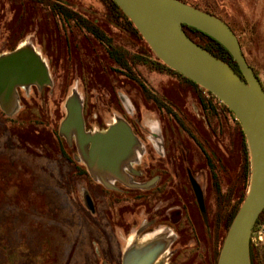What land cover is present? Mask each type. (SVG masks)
<instances>
[{"label": "rangeland", "instance_id": "rangeland-1", "mask_svg": "<svg viewBox=\"0 0 264 264\" xmlns=\"http://www.w3.org/2000/svg\"><path fill=\"white\" fill-rule=\"evenodd\" d=\"M67 1L82 15L97 20L123 46L133 51L146 49L126 24L118 29L105 20L108 10L102 0ZM212 1L221 15L238 26L237 36L245 56L264 86V0ZM85 34L77 27L66 26L51 9L34 1L0 0V56L17 47L33 49L47 65L51 78V83L42 88L22 87L9 114L0 107V264H111L110 259L112 264H122L133 240L153 231L166 238L164 254L169 262L168 226L160 225L139 235L137 219L128 215L126 229L130 224L132 227L126 233L121 227L122 214L125 203L132 207L131 200H113L111 216L103 204L106 189L97 185L103 183L89 171L79 172L80 162L86 164L77 145L68 144L63 136H54L60 135V125L67 114L66 100L78 94L88 131H105L119 119L135 121L142 134L136 135L138 156L142 150L155 148L154 136H164V146L177 169L185 162L177 153L179 149L187 151L188 170L204 164V159L172 120L157 114L134 82L114 71L116 65L105 50ZM136 71L147 87L161 90L183 106H195V94L183 78L142 65ZM227 110L222 106V111L211 118L212 127L206 124L202 132L207 145L217 148L224 158L229 171L226 179L231 182L238 172L241 199L248 190L240 174L243 153L236 141V123ZM239 132L242 134L241 129ZM248 156L250 163L249 149L246 160ZM199 181L206 183L202 175ZM90 191L96 195L95 213L84 199V193ZM255 228L253 243H264V223ZM117 239L121 241V251ZM120 253L122 263L115 262Z\"/></svg>", "mask_w": 264, "mask_h": 264}, {"label": "water", "instance_id": "water-1", "mask_svg": "<svg viewBox=\"0 0 264 264\" xmlns=\"http://www.w3.org/2000/svg\"><path fill=\"white\" fill-rule=\"evenodd\" d=\"M129 16L153 52L169 67L217 96L240 121L250 155V181L234 216L217 264H252L251 238L264 210V86L249 64L239 37L230 25L206 10L182 0H114ZM184 25L220 42L236 60L240 72L195 42ZM50 84L45 62L33 50L17 47L0 56V106L7 113L18 99V87ZM60 134L75 141L91 175L106 187L126 182L125 168L138 159L139 142L132 127L119 119L105 131H88L78 94L66 100ZM200 204L203 195L197 188ZM150 236L148 242L144 240ZM159 231L145 233L129 245L122 264H167V241Z\"/></svg>", "mask_w": 264, "mask_h": 264}, {"label": "flooded vegetation", "instance_id": "flooded-vegetation-1", "mask_svg": "<svg viewBox=\"0 0 264 264\" xmlns=\"http://www.w3.org/2000/svg\"><path fill=\"white\" fill-rule=\"evenodd\" d=\"M31 86L42 88L46 85L42 87ZM140 88L139 90L144 96ZM189 88H192L196 97L194 110L176 102L174 98L161 90L153 88L149 89L167 106L159 107L156 102L150 104L157 110V114L165 116L169 121L172 120L177 128L183 132L184 138H188L190 145L198 149L204 159V164L199 166L196 164L197 167L194 166L193 169L188 170L185 164L188 157L187 151L179 149L177 153L185 162L180 167L181 169L179 167L177 169L171 163L170 151L164 146L166 143L164 136H154L157 140L155 148L142 150L135 163L125 168L126 182L135 184L136 187L129 186L118 179L113 181L115 188H109L100 183L97 185L100 189L101 187L106 189L105 195H103V204L111 216L113 214L110 207L114 201L128 202L129 199L131 200L132 207H128L129 202L125 203L122 214L123 223H121V227L126 233L132 227L130 224V228L126 229L131 216L134 217V221L137 219L135 226L139 230V235L160 225L168 226V236L171 237L168 264H186L192 263V261L198 262L197 264H217L221 247L229 229L228 221L234 207L240 200L239 176H236L238 172H235L231 182L228 178L226 179V173L229 174V171L224 158L220 157L217 148L213 145L211 147L207 145L202 132L206 124L212 127V116L218 115L220 110L222 111V106L226 107L225 104L212 98L211 101L207 100L210 95L195 86L190 85ZM17 89L20 92L22 87L19 86ZM168 106L171 109L168 110ZM227 112L236 123V141L238 140L239 151L243 153L240 174L244 179L246 175V145L243 138L245 134H240V121L233 115L234 113L232 114L229 110ZM126 117L128 119V116ZM128 122L134 133L141 137L142 134L139 127L135 126V121ZM54 136L62 135L54 134ZM179 137L182 138V136ZM160 138L161 143L158 140ZM74 143L76 144L75 141ZM61 153L64 155L63 151ZM64 157L68 162H72L67 154ZM77 167H79V172L89 173L87 165L80 162V166ZM200 175L206 181L204 185L199 181ZM91 182L94 183L95 181L92 180ZM197 188L203 195L204 208L200 204ZM95 197L96 195L91 191L89 194L84 193L85 202L93 212L96 209ZM117 241L119 242V239ZM120 242L117 244L119 251H121ZM115 262L122 263L121 253ZM108 263L112 264V260L110 259Z\"/></svg>", "mask_w": 264, "mask_h": 264}, {"label": "trees", "instance_id": "trees-1", "mask_svg": "<svg viewBox=\"0 0 264 264\" xmlns=\"http://www.w3.org/2000/svg\"><path fill=\"white\" fill-rule=\"evenodd\" d=\"M31 1L40 4L42 7L51 9L55 15L59 16L62 19V21L66 26L77 27L82 32H85L86 38L87 37L94 38L95 39L94 42H96L103 50H105V53L109 57L111 62L116 65V68H113L114 71L122 73L128 80L134 82L138 87H141L140 89L142 90L146 101L150 103L156 102L159 107L167 106L165 102H163L160 98L156 97V95L152 93V91L147 87L145 81H143L141 77L137 75L138 72L136 70H138V67L140 65L144 67H148L158 72H169L172 74H176L178 77L183 78L185 81H187V83H189L190 85L195 86L201 91H206L210 95V97L207 100L211 101L212 98L213 100L215 99L216 101L221 102V100L213 93L209 92L208 90H205L199 84H197L187 76H184L182 73L166 65L153 52L150 46L145 42L144 38L137 30L131 18L123 12L121 7L114 0H102L105 3L106 8L108 10L107 12L108 19L106 18L105 20L118 29L122 27V23L126 24V27H129L145 43L146 46L145 50L141 49V50L133 51L129 47L123 46L119 41L115 39V37L110 35L105 29H103L98 24L97 20L96 21L90 20L86 16L82 15L80 12L74 9L72 4L67 0H31ZM182 1L197 6L214 15H217L218 17L226 21L233 29V31L237 34L238 26L233 25L225 16L220 14L219 8L214 1L212 0H200L199 2H194L189 0H182ZM184 29L186 33L195 42L201 44L207 50L217 55L227 63H229L238 72H240L236 60L233 58L231 53L225 48V46H223L220 42H218L213 37L207 35L206 33L191 26L184 25ZM194 36L197 39H195ZM239 41L243 47L242 41L240 39ZM167 108L168 110L171 109L170 106H168ZM226 108L233 114V112L229 109L228 106H226ZM240 129L242 134L244 135L241 124H240ZM243 139L246 145V153L248 154V147L245 136ZM245 169H246V175L244 181H245V188H247L249 186L250 175H251L249 156L247 157L246 160ZM245 194L246 192H244L243 195H241L242 198L239 200L238 204L234 207L232 215L228 221L229 227L245 198ZM262 223H264V210L260 214L255 227H257ZM250 252H251L252 264H264V243L255 245L251 238Z\"/></svg>", "mask_w": 264, "mask_h": 264}, {"label": "bare ground", "instance_id": "bare-ground-1", "mask_svg": "<svg viewBox=\"0 0 264 264\" xmlns=\"http://www.w3.org/2000/svg\"><path fill=\"white\" fill-rule=\"evenodd\" d=\"M149 239H150V236L147 237V238L144 240V243H145V242H148Z\"/></svg>", "mask_w": 264, "mask_h": 264}, {"label": "built area", "instance_id": "built-area-1", "mask_svg": "<svg viewBox=\"0 0 264 264\" xmlns=\"http://www.w3.org/2000/svg\"><path fill=\"white\" fill-rule=\"evenodd\" d=\"M261 238V237H260Z\"/></svg>", "mask_w": 264, "mask_h": 264}]
</instances>
